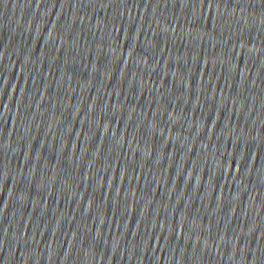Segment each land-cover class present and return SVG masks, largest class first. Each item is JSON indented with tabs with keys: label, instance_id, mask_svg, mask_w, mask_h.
<instances>
[{
	"label": "water",
	"instance_id": "obj_1",
	"mask_svg": "<svg viewBox=\"0 0 264 264\" xmlns=\"http://www.w3.org/2000/svg\"><path fill=\"white\" fill-rule=\"evenodd\" d=\"M0 264H264V0H0Z\"/></svg>",
	"mask_w": 264,
	"mask_h": 264
}]
</instances>
